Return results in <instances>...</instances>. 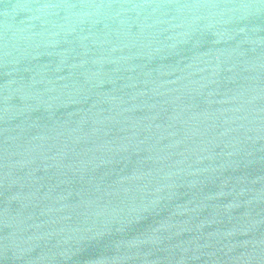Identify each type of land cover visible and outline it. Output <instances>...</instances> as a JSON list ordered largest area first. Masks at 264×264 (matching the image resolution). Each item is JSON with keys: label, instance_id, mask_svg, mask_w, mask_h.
<instances>
[{"label": "water", "instance_id": "obj_1", "mask_svg": "<svg viewBox=\"0 0 264 264\" xmlns=\"http://www.w3.org/2000/svg\"><path fill=\"white\" fill-rule=\"evenodd\" d=\"M0 264H264V0H0Z\"/></svg>", "mask_w": 264, "mask_h": 264}]
</instances>
